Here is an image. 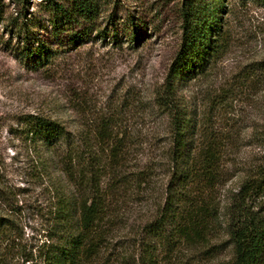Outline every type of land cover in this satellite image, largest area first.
I'll list each match as a JSON object with an SVG mask.
<instances>
[{
  "label": "trees",
  "instance_id": "trees-1",
  "mask_svg": "<svg viewBox=\"0 0 264 264\" xmlns=\"http://www.w3.org/2000/svg\"><path fill=\"white\" fill-rule=\"evenodd\" d=\"M252 1L264 5V0ZM15 4L8 16L0 1V23L6 20L18 38L16 44H5L26 61L48 58L49 47L34 40V18L22 0ZM42 4L52 14L55 36L67 28L71 45L87 38L100 12L99 0ZM181 8V41L155 93L169 118L166 146L147 148L142 159L131 157L126 130L115 129L119 119L114 111L96 118L94 138L89 130L77 136L46 114L23 118L28 137L48 147L50 157L39 162L51 194L45 237L36 249L21 244L24 259L37 264H264V165L221 204L216 189L225 174L226 137L206 124L197 133L177 88L180 79L213 69L227 52L226 5L224 0H183ZM257 63L264 67V60L246 66V78L256 73ZM144 200L150 202L147 208L140 205ZM14 223L0 214V239H9Z\"/></svg>",
  "mask_w": 264,
  "mask_h": 264
},
{
  "label": "rangeland",
  "instance_id": "rangeland-1",
  "mask_svg": "<svg viewBox=\"0 0 264 264\" xmlns=\"http://www.w3.org/2000/svg\"><path fill=\"white\" fill-rule=\"evenodd\" d=\"M0 1L8 16L14 13L17 0ZM99 1L95 27L71 45L67 28L55 36L52 14L42 0H22L35 20L34 40L50 49L48 58H19L5 44H16L18 38L8 31L6 20L0 23V214L15 222L9 239H0V264H37L21 256L20 246L45 237L51 194L39 161L50 154L24 131L26 115L57 118L78 136L91 131L101 114L114 111L119 119L115 129L126 130L131 157L141 159L147 148L170 142L169 118L155 102V93L181 41L183 0ZM224 3L227 52L208 72L177 82L197 133L206 124L226 137L225 174L216 189L221 204L264 165V67L257 63L254 77L244 73L246 66L264 60V5L252 0ZM64 187L72 189L67 182ZM140 205L147 208L150 202Z\"/></svg>",
  "mask_w": 264,
  "mask_h": 264
}]
</instances>
